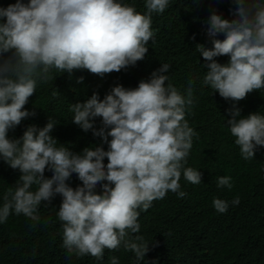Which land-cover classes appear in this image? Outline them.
<instances>
[{"label":"clouds","instance_id":"9594fccd","mask_svg":"<svg viewBox=\"0 0 264 264\" xmlns=\"http://www.w3.org/2000/svg\"><path fill=\"white\" fill-rule=\"evenodd\" d=\"M172 1L144 0L136 9L126 0H0V161L20 173L3 194L0 225L11 215L39 223L40 207L59 196L62 247L70 255L103 261L106 249L123 247L136 264L147 261L149 246L157 245L135 235L141 232V212L169 192L185 198L182 176L192 185L203 179L200 170L187 166L197 136L187 117L196 106L193 86L199 77L185 90L177 88L168 75L171 65L150 59L174 46L173 33L159 27L175 18ZM230 5L228 19L215 7L208 17L189 15L186 37L204 71L202 86L227 113L226 135L237 158L255 162L264 185V114L239 107L255 94L264 103V0ZM220 57L227 62H218ZM144 61L152 69L135 82L119 80L103 98L94 91L70 105L75 129L91 132L98 144L72 151L55 136L59 122L50 117L9 138L36 116L25 106L54 73L71 80L87 71L103 79L113 72L135 74L131 69ZM75 83L82 85L84 77ZM73 176L80 182L75 188ZM216 176L224 199L214 198L213 207L225 214L239 204L238 191L228 173ZM110 264L120 261L112 257Z\"/></svg>","mask_w":264,"mask_h":264},{"label":"trees","instance_id":"16d2710c","mask_svg":"<svg viewBox=\"0 0 264 264\" xmlns=\"http://www.w3.org/2000/svg\"><path fill=\"white\" fill-rule=\"evenodd\" d=\"M126 2L137 9L144 0ZM171 3L177 7L176 16L159 27H166L173 33L174 46L168 52L153 54L150 59L158 61L157 66L171 65L168 75L177 88L185 90L190 79L199 77L193 86L196 106L187 117L197 133L187 166L200 170L203 179L202 184L192 185L182 176L181 190L187 196L179 199L169 192L164 199L153 201L152 207L141 212V232L135 235H143L147 242L157 245L149 246L150 251L145 257L149 264H264V185L258 165L237 158L226 135L227 113L220 111V104L213 98L211 89L202 86L204 71L198 64L195 45L189 46L186 37L185 20L189 15L208 17L211 8L215 7L223 18L228 19L230 0H210L209 5L206 0H173ZM217 59L226 63L228 57ZM151 69L144 61L131 69L135 74L113 72L103 79L87 71L75 72L71 80L67 74L54 73V79L38 86L36 94L25 106L27 110L35 111L36 116L24 120L9 133V138L13 139V132H19L23 126L47 124L50 117L59 122L54 128L55 136L72 151L78 153L98 144L99 140L91 137V132L81 131L82 134L75 129V124L71 123L70 105L84 102L94 91L103 98L111 87L119 84V80L125 84L133 83ZM81 76L84 83L78 85L75 80ZM239 107L243 112L254 110L264 114V103L257 94L240 103ZM219 173L232 176L240 200L238 205H229L225 214L218 213L213 207L214 198L224 199V188L214 184ZM45 175L51 176L47 172ZM19 176L17 170L0 161V204L3 194L15 185ZM79 183L73 176L71 186L75 188ZM60 203L58 196L50 207L42 205L39 223L23 215H11L0 225V264H110L112 257H117L120 264H136L134 254L123 247L115 251L106 249L103 261L90 255L81 258L70 255L62 247L63 230L57 217Z\"/></svg>","mask_w":264,"mask_h":264}]
</instances>
